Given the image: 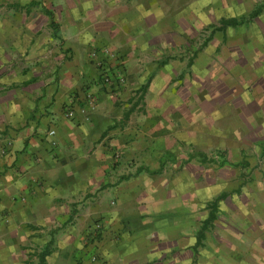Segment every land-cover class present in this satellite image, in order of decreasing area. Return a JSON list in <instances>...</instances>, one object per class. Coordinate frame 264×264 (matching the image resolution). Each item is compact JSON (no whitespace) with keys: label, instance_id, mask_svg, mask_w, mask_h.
<instances>
[{"label":"crops","instance_id":"obj_1","mask_svg":"<svg viewBox=\"0 0 264 264\" xmlns=\"http://www.w3.org/2000/svg\"><path fill=\"white\" fill-rule=\"evenodd\" d=\"M103 72L124 83L103 86ZM244 72L251 103L264 0H0V264H264L260 134L240 147L235 133L230 188L191 173L225 165L208 162V138H221L209 81Z\"/></svg>","mask_w":264,"mask_h":264},{"label":"rangeland","instance_id":"obj_2","mask_svg":"<svg viewBox=\"0 0 264 264\" xmlns=\"http://www.w3.org/2000/svg\"><path fill=\"white\" fill-rule=\"evenodd\" d=\"M243 21V19L241 20ZM228 28H225L220 24L219 26H209L208 27V35H212L215 33V31L222 32V30H227ZM236 31L240 34L235 35L236 37H240L241 35V30L240 28L236 29ZM246 33V32H244ZM246 35V34H244ZM231 43L232 40L230 39ZM226 44V43H225ZM244 45L247 43L244 41ZM242 47H238L237 45H231L230 47L227 48L229 51V56L228 59H234L233 55L235 50H238ZM244 49V48H241ZM237 53V52H236ZM233 54V55H232ZM236 61V60H234ZM239 65L241 66H246L247 61L244 59H239L236 61ZM215 63H212V65ZM242 70V68H240ZM210 70H212V73L214 74L216 72V69L213 66L210 67ZM218 73V72H217ZM245 73V72H244ZM242 74L241 76L238 77V79L235 77L237 81L232 79L231 76L228 75H223L222 77V83L218 85L217 87L214 86V80L209 81V90L210 93H214L213 99L211 100V106L215 110H213V113H216L215 111L217 110V113L219 114L218 117L219 119L217 121H209L208 124V131L209 133H221L220 136L221 138H215L213 135V140L208 138L209 144L207 146V155H208V161H214L218 164H222L225 162V165H223L222 168H218L216 166H213L211 164H199L198 168H192L191 173L193 175H198V173L203 174L207 180L210 183H216L219 180L224 181L227 183L228 186L226 188L231 187V178L234 176L235 172L237 170L233 169L231 164L237 163L239 159V155L235 153H230V152H235V150H232L231 147L234 145L232 143L233 139L235 142V133H239L240 135V147L246 146L247 143H250L252 141V138L249 136L250 133H257L260 134L259 139H256L257 142L263 141L264 143V127H260L258 122L259 118L263 117L264 113V85L261 82L259 83V87L261 88L256 89V93L254 94L255 96V101L253 102L251 100H247V96L249 95V91L254 93L253 87H249L247 83V77L248 74ZM244 79V81H243ZM256 103V105H255ZM217 106V107H214ZM254 116H256V121L257 125L256 127L253 126V119ZM237 117V118H236ZM227 119H233V122L227 121ZM233 125L234 127V137L230 138L228 137L232 132L231 129L230 131L227 129L229 125ZM222 126L223 128L221 131H216L217 126ZM252 125V126H251ZM249 128V129H248ZM225 138V139H224ZM224 139V140H223ZM221 141H224L223 145L227 148H222V150H226L224 153H221L219 150L213 151L215 148H219V143ZM234 147V146H233ZM200 161V160H199Z\"/></svg>","mask_w":264,"mask_h":264},{"label":"built area","instance_id":"obj_3","mask_svg":"<svg viewBox=\"0 0 264 264\" xmlns=\"http://www.w3.org/2000/svg\"><path fill=\"white\" fill-rule=\"evenodd\" d=\"M104 54L107 55L110 58H115V54L110 51L109 49H104ZM101 83L103 86L106 87H112L113 85H118V84H123L124 83V76L123 74L119 73L117 74L116 77H113V75H110L109 73L106 74V72H103L102 76H101ZM86 103H87V107L90 108V110H93L95 108V101H94V97L91 94H87L86 96ZM80 113L83 115H86V111L84 109H80ZM64 116L67 119L72 118L73 116V111L70 107H68L65 110ZM50 135H53V132H50ZM101 229V225L100 224H96L94 226V230L95 231H99ZM91 261L94 262L95 261V257L91 258Z\"/></svg>","mask_w":264,"mask_h":264},{"label":"trees","instance_id":"obj_4","mask_svg":"<svg viewBox=\"0 0 264 264\" xmlns=\"http://www.w3.org/2000/svg\"><path fill=\"white\" fill-rule=\"evenodd\" d=\"M251 17L255 16V13H252L250 15ZM223 27H235L238 25V22L234 19L231 20H225L221 22ZM190 158H197L200 160V162L206 163L207 162V157L203 154L200 153H194L190 155ZM208 162H214V161H208ZM218 200L214 201L211 205V212L209 214L208 219L203 223L200 231L197 234V244H200V240L202 239L204 232L206 231V229L208 228V226L210 225V223L215 219V215H214V211L216 209V205H217ZM50 254V249L49 246L47 248L44 249V251H42V253L40 254L39 257V261L41 262L42 260L45 259L46 256H48Z\"/></svg>","mask_w":264,"mask_h":264}]
</instances>
